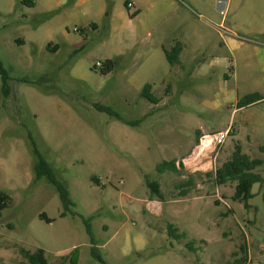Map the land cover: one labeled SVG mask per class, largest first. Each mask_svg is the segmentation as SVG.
<instances>
[{
  "label": "rangeland",
  "instance_id": "obj_1",
  "mask_svg": "<svg viewBox=\"0 0 264 264\" xmlns=\"http://www.w3.org/2000/svg\"><path fill=\"white\" fill-rule=\"evenodd\" d=\"M35 1L0 0V61L11 86L4 96L0 75V192L9 196L0 217V264H29L23 250L38 248L51 264H228L236 253L248 258L249 247L250 264H264L263 187L253 186L258 209L246 211L234 199L236 182L216 181L237 144L264 160V104L238 108L241 75L235 79V52L219 35L264 26V0H223L221 26L223 14L210 0H156L170 7L158 25L150 7L131 20L127 0H82L76 14L73 0ZM51 41L58 49L48 47ZM178 41L182 62L173 65L164 49ZM212 57L215 67L197 70L199 60ZM107 59L117 63L104 74L97 64ZM147 83L158 103L141 95ZM249 112L254 143L245 126ZM229 126L225 143L200 156L201 135ZM32 139L76 203L65 215L55 186L36 178ZM166 160L183 165L159 172ZM255 171L264 177V163ZM170 223L185 236H171Z\"/></svg>",
  "mask_w": 264,
  "mask_h": 264
},
{
  "label": "trees",
  "instance_id": "obj_2",
  "mask_svg": "<svg viewBox=\"0 0 264 264\" xmlns=\"http://www.w3.org/2000/svg\"><path fill=\"white\" fill-rule=\"evenodd\" d=\"M25 3L29 5H34V0H24ZM139 12L136 11L133 16H136ZM95 27L93 24H91ZM58 49V48H56ZM54 49V50H56ZM166 53V57L171 64H177L180 62V53L182 51V45L177 44L173 46L170 50L164 49ZM116 60L107 59L105 65L103 64L102 72L104 74L113 71L116 67ZM0 75L2 77V91L4 96H9L11 91V86L9 83L10 76L8 71L4 67L2 61H0ZM151 84L147 83L142 89L141 95L146 99L150 100L153 103H158L159 99L156 95H154L151 91ZM264 99V95L259 92H254L250 94H246L241 97L238 101V107H246L250 105H254L259 103ZM95 107L103 112H107L108 114L115 116L119 119H123L120 113H118L115 109L110 106L95 103ZM128 124H133V121L125 120ZM140 120H136V123H139ZM32 138V137H31ZM33 149L37 156V163L35 166L36 169V178L41 179L45 177L48 181L55 186L57 189L62 204L65 208L63 215L66 214L67 209L72 205H76L74 200L70 196V191L68 187L61 181L56 178V174L52 165L45 159L42 155L41 151L38 149L35 141L32 139ZM264 150V148H261ZM264 163L262 158H252L247 153L243 152L242 145L237 144L235 146L234 151L231 154V157L226 160L222 166L217 168L216 170V181L219 184H225L228 182H236L234 199L241 200L245 207H249V202L253 198L254 193L252 192V188L254 184L260 183L263 187V199H264V177L256 172L255 169L261 166ZM183 162L177 164L176 160H166L157 165V170L159 172H165L166 170L171 171H179V166H182ZM147 185L150 187L153 194H156L159 198H162V193L160 189V185L156 181H152L149 177L145 176ZM96 179V177H93ZM9 196L5 194L3 191L0 192V217L2 216L3 210L7 206V201ZM43 218H46L48 221H51L47 218L46 214H42ZM89 232L92 233V229L90 223H88ZM168 233L177 238L184 237V232H179V229L172 223L168 225ZM24 255L28 259L29 264H51L49 259L46 256V251L43 248H38L37 250H23Z\"/></svg>",
  "mask_w": 264,
  "mask_h": 264
},
{
  "label": "crops",
  "instance_id": "obj_3",
  "mask_svg": "<svg viewBox=\"0 0 264 264\" xmlns=\"http://www.w3.org/2000/svg\"><path fill=\"white\" fill-rule=\"evenodd\" d=\"M133 2L135 7L133 8L135 11H138L139 13L136 16H130L131 20H134L138 17H140L142 14L145 13L146 8L150 7L151 11V23L154 25H158L164 20V17L167 15V12L169 11L170 7L168 5L164 6L162 1H156V0H127V6L129 2ZM212 3H215L219 6L220 12L223 14L221 21L219 25H225V15L228 10L225 9V12H223L224 4L222 3L223 0H210ZM34 4H36V1L34 0ZM66 0H60L59 3L61 5L65 4ZM73 9L75 10L76 7H79L80 3H82V0H73ZM151 4V5H150ZM185 5L189 8L190 6L185 3ZM131 9V8H130ZM73 11V10H72ZM74 14L77 13V10L73 11ZM264 17V14H263ZM216 24V23H214ZM89 26V25H88ZM153 26V25H151ZM216 26V25H213ZM243 30V34H238L236 31H234L232 28H227V32H229L231 35L226 36L224 32H220V37L222 38V45L235 52V65H234V74L235 79L238 80V77L241 75V78H239L237 82V103L241 97H243L246 94L254 93V92H259L264 95V26H241ZM83 32H87L88 28L84 27ZM237 37V38H235ZM177 44L182 45L179 41ZM175 44V45H177ZM174 45V46H175ZM49 48L56 49L59 47V44H53L51 41L48 44ZM183 49V46H182ZM207 60L198 61V71L200 70H207L209 67H215L216 66V58L212 57L209 61L208 64H206ZM182 61L180 60L179 63ZM177 63L176 65H178ZM175 65V64H174ZM208 65V67H207ZM196 68V67H195ZM196 70V69H195ZM196 70V71H197ZM201 74V73H200ZM228 78H231V76H228ZM241 88L244 90L242 95H240V90ZM264 104V99L260 101L259 103H256L254 105L246 106V107H238L241 110H246L249 111V109H252L254 107H257L259 105ZM249 116L246 117L245 119V126L250 127V133L247 135L248 142H255V123L256 121L252 120V112H249ZM264 118V115H263ZM259 123V122H258ZM260 125H262V128H264V121H260ZM259 148H264V145H260ZM264 151V150H263ZM249 155V154H248ZM251 156V155H250ZM255 185V184H254ZM253 189V188H252ZM253 192V191H252ZM222 199V198H221ZM225 201V200H224ZM239 203L243 204L244 209L246 211L250 210H256L258 209V206L253 204L251 201L249 202V207L246 208L244 203L241 200H237ZM226 202V201H225ZM229 206V205H228ZM241 207V205H240ZM230 211L235 214L236 211L234 207L229 206ZM255 212V211H253ZM256 213V212H255ZM221 215H225L222 213ZM245 219L251 223V224H256L258 217L256 218L255 216H252L251 218L248 217V214H246ZM230 225V224H227ZM229 233H233V231H229ZM249 245V244H248ZM264 247V245H262ZM223 253H221L222 255ZM233 259L229 260L228 259V264H236L237 262H244V264H250L253 262V257L251 254V249L249 247V252H248V258L238 255L237 253L235 254Z\"/></svg>",
  "mask_w": 264,
  "mask_h": 264
},
{
  "label": "built area",
  "instance_id": "obj_4",
  "mask_svg": "<svg viewBox=\"0 0 264 264\" xmlns=\"http://www.w3.org/2000/svg\"><path fill=\"white\" fill-rule=\"evenodd\" d=\"M128 7L129 8H134L135 5L133 2H129L128 3ZM76 30L78 31L79 28H76ZM99 67H102L103 64L101 62H99L97 64ZM234 131L233 126H229L227 127L225 130H219L216 132H205L201 135L200 137V146L201 147L204 143L208 144V148L206 151H203L200 156H206V155H210L211 153L215 152V150L222 146L226 139L228 138V136ZM206 154V155H205Z\"/></svg>",
  "mask_w": 264,
  "mask_h": 264
},
{
  "label": "bare ground",
  "instance_id": "obj_5",
  "mask_svg": "<svg viewBox=\"0 0 264 264\" xmlns=\"http://www.w3.org/2000/svg\"><path fill=\"white\" fill-rule=\"evenodd\" d=\"M207 149L209 150V148H208V144L206 143V148L204 149V151H206ZM200 151H201V149H199V150L197 151L196 155L192 158V160L195 159V158L197 157V154H198V152H200Z\"/></svg>",
  "mask_w": 264,
  "mask_h": 264
}]
</instances>
